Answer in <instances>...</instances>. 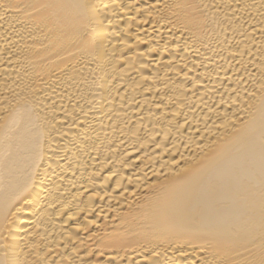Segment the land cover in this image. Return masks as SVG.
Here are the masks:
<instances>
[{"label":"bare ground","instance_id":"1","mask_svg":"<svg viewBox=\"0 0 264 264\" xmlns=\"http://www.w3.org/2000/svg\"><path fill=\"white\" fill-rule=\"evenodd\" d=\"M0 264H264V0H0Z\"/></svg>","mask_w":264,"mask_h":264}]
</instances>
